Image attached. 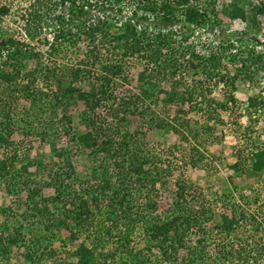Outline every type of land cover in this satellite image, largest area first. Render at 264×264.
<instances>
[{
	"label": "trees",
	"instance_id": "1",
	"mask_svg": "<svg viewBox=\"0 0 264 264\" xmlns=\"http://www.w3.org/2000/svg\"><path fill=\"white\" fill-rule=\"evenodd\" d=\"M23 1L25 3H22L17 17L12 16L13 19L6 24L3 17L9 14L11 1L0 5V148L8 152L0 159V177L11 178L13 184L25 186L31 204L23 216L39 222L42 233L32 236L24 232L22 226H15L14 231H10L6 223L1 225L0 264H10L11 249L15 247L19 250L21 246L27 248L24 256L29 264L43 263V256L56 258L60 250L52 245V237L53 231L61 228L67 232L62 243H71L72 246L58 264H177L180 249H184L185 253L178 264H203L204 237L197 238L194 243L189 239V234L195 229L204 236L205 224L213 222L215 216L213 207L205 203L204 197L191 201L188 198L190 186L182 177L175 180L174 194L167 207L155 212L153 204H157L158 209L159 187L166 185L167 176L178 167L179 160L184 165H199L204 154L198 151L200 141L197 138L203 131L212 130L209 121L220 120L219 109L225 110L230 103L236 102L235 81L239 78L244 83L264 82V43L256 41L261 44V49L255 43L250 50L242 51L241 46H235L231 41H216L201 53L189 39L195 29L209 21L211 15L216 18L219 13L231 20H245L246 27L242 32L252 34L259 30L256 17L264 18V0H244L245 6H249L254 13L250 20L246 18L247 11L240 5V0H229L220 9L216 8L220 0ZM126 8L130 16L124 18ZM111 13L113 20L106 16ZM173 25H178V30L171 27ZM96 39L116 60H99L94 45L89 46L85 57L77 63L53 60L48 63L52 57L59 56L63 48L75 49L81 40L89 45L95 43ZM238 40L243 43L242 38L238 37ZM246 42L244 45L248 46ZM181 53L189 54L186 63L180 61ZM134 56L144 62L137 77L143 95L130 93L118 96L112 90L113 83L116 78L127 80L124 70L126 59ZM226 58L239 62L232 75L221 73L222 62ZM195 62L207 79L215 78L217 81L214 82L224 84L227 90L222 101L207 98L203 92L198 95L193 93V86L195 88L199 83L202 86L204 81L195 79V83L187 84L184 77L186 72L182 71ZM258 73H261L259 78L256 77ZM156 77L169 79L172 85V92L163 91L164 104L181 108L187 105L182 111L184 115L158 110L155 113L145 103L149 79ZM85 78L94 80L88 91L78 86ZM38 79H42V87L37 85ZM179 86L183 90L179 91ZM262 88L261 93L247 97L249 119L258 110L264 112ZM71 94L80 101L81 118L89 127L83 132L73 129L71 116L63 107L57 121L64 124V134L69 137L56 147V141L52 139L54 132L50 130L56 127L54 118L58 109H62L58 107L61 98ZM42 103L46 104L45 129L48 133L38 132L29 123L24 127L13 125L11 112L17 113L15 110L21 108L24 112L31 110L36 114ZM103 103L109 105L107 114L112 118L113 133L108 132L96 117ZM124 111H135L145 124L164 134L177 135L179 142L167 146V154L159 144L150 146L125 126L127 113ZM193 111H202L205 118L198 128L191 122L190 114ZM16 131L25 135L36 134L42 141L48 140V137L52 140L54 155L64 161V169L51 173L46 182L53 187V195L38 198L40 191L27 185V174L14 170V161L18 156L13 138ZM184 143L188 145L187 148L182 146ZM72 144L88 149L94 162L98 159L84 181L76 176L70 161ZM180 149L184 150L180 151L183 156L168 155ZM164 153L166 155L162 158ZM235 157L236 160L229 165L235 171L241 168L260 171L264 168L263 145L253 143L247 153L241 149ZM156 184L158 187L155 191ZM243 202L249 204L250 201L244 199ZM234 211L219 216L217 227L226 237H230L248 218H252L258 228L260 222L254 214L248 216L243 210L238 214ZM122 224L124 227L121 228ZM139 226L145 234L157 240L156 252L152 246L143 251L133 244L132 234ZM102 236L114 241L113 251L98 253ZM239 244L223 249L221 257L235 259L238 264H264L262 243L247 239ZM67 256L74 259L67 260Z\"/></svg>",
	"mask_w": 264,
	"mask_h": 264
},
{
	"label": "rangeland",
	"instance_id": "2",
	"mask_svg": "<svg viewBox=\"0 0 264 264\" xmlns=\"http://www.w3.org/2000/svg\"><path fill=\"white\" fill-rule=\"evenodd\" d=\"M10 1L11 12L3 17L4 24H6L9 19L12 20V16L17 17L20 7L23 6L22 3H25L23 0ZM228 1L229 0H220L219 5L216 8L220 9V6L226 4ZM249 1L250 0H248V2ZM252 1L257 2V0ZM239 2L242 8H246V18L250 20V18L254 16V13L250 10L249 6H245L246 1L240 0ZM112 15L113 13L106 16L113 20ZM123 15H125L124 18L130 16L129 9L127 10L126 8ZM256 21L260 24L259 30L254 31L252 34H244L242 31L246 27L245 20H231L230 18L223 16L221 13H219L216 18L211 15L209 21L204 26L195 29L189 42H193L196 45L197 51L201 53L206 52L205 47L210 46L211 44H216V41L224 43L226 41H231L235 46H241L240 50L242 51L250 50L252 45L257 43L256 41L264 43V18L257 16ZM171 27L178 30V25H173ZM238 37L243 39V43L239 42ZM244 41H247L246 43L248 46L244 45ZM257 44L256 47L261 49V44H259V42ZM86 45L87 42L81 40L78 42L75 49H69L67 47L63 48L59 56L52 57V59L48 60V63L51 62V60L58 61V63L61 61L68 64L77 63V61L85 57L89 46L94 45L97 47L95 51L96 56L100 58L97 57L99 60H104L106 58L113 61L116 60L114 55L110 57V54H107L105 50L106 48L102 47L100 41L97 42V39L95 40V43H90L87 47ZM188 56V53H181L179 59L186 63ZM126 64L124 70L127 80L116 78L112 89L114 94L118 96L130 93L143 95V88L140 87L141 83L138 81L137 77L138 73L144 67V62L140 60L139 57L134 56L126 59ZM238 64L239 62L237 60L231 61L226 58L222 62L221 73L232 75L234 73V67ZM192 65H190L187 70L183 69L182 71L183 73L186 72L184 77L187 84L195 83L193 82L195 79L201 80L200 82L204 81L202 86H200V83L198 86H195V88L193 86V93L198 95L203 92L207 98L213 97L218 101H222L227 90L225 89L224 84L222 82H214L217 81L215 78L211 80L207 79L197 62ZM260 74L261 73H258L256 77L259 78ZM42 82V79H38L37 85L42 87ZM93 82L94 80H88L85 78L78 84V86L83 90L88 91ZM171 86L170 80L164 79L163 77L149 79V84L147 86L148 95L144 96L145 103H147L155 113H157L158 110L161 113L170 112L173 114L176 112L179 116L184 115L182 111L187 108V105H184L181 108L174 104H164L163 99L165 98V93L163 91L172 92L173 89ZM262 87H264V82L261 81L256 83L253 82L252 84L250 82L244 83L239 78L235 81L234 97L236 98V102L234 104L230 103L229 108L225 110L219 109L217 113L220 120L218 122L209 121L208 124L213 127L212 130H210V132L203 131L200 138H197L200 141L198 151H201L204 154L201 162L197 167H192L188 164L184 165V163L179 160L178 167L167 176L166 185L164 187H159L160 202L158 209L157 204H153L156 207L155 212L156 210L162 211V209L167 207L174 194V182L178 177H182L190 186V189L188 190V198L191 201H197L198 198L204 197L205 203L213 207L215 216L213 222L205 224L206 231L204 236H202L201 232H198L195 229L189 234V239L194 243L197 238L204 237L205 249L203 254L205 262L203 264H238L235 259H223L221 257V252H223V249H229L232 247V244L234 247L239 246V243H245L247 239L249 242L256 240V242L264 245V168L260 171L242 170V168L235 171L229 166L236 160L235 155L238 150L243 149L245 150V153H247V151L253 147V143L258 146H264V112L261 113L262 111L258 110V112L252 114V119H249L247 113V97L250 94L261 93V90L263 89ZM177 89L179 91L183 90L182 86H179ZM157 97L159 98L158 101ZM5 100L7 101L6 97ZM61 101L62 102L58 107L62 109H58V114L54 118L56 120V127L54 129H57L50 130L54 132L52 139H55L56 147L67 141V138L69 137V135L64 134V124L60 123V120L57 121L63 113V107L68 115L71 116L73 129L75 128L76 131L83 132L89 127L86 124V121L81 118L80 111L82 110V106L80 101L75 100L74 94L65 95L61 98ZM111 101L112 100H110V102ZM104 103L107 102L105 101ZM104 103L103 107H100L97 110L96 117L101 124L103 123V126L108 132L113 133L115 130H113L114 128L111 126L113 124L112 118L107 114L109 105ZM45 107L46 104L43 105L42 103L39 105L36 114L31 113V110H25L24 112L21 108L18 111L15 110L17 113L11 112L10 115L13 119V125L17 127V124H19L18 127H24L23 125L29 123L34 126L38 132L42 133L46 131L48 133V130L45 129ZM135 111L131 113L124 111V113H127V115L125 114V126L132 133H136L138 139L145 140L150 146H157V144H159L160 149L163 147L165 150L167 149V146H172L173 142H179V140H176L177 135L173 133L164 134L162 131L153 128L149 124H145V121L143 122ZM190 116L191 122L194 123L196 128H198L202 122L204 123L205 118L202 111H193ZM15 121H17L16 124ZM13 138L16 141L14 146L17 149L18 155L14 161V170L17 169L21 173L27 174L29 178L27 185L30 188L39 189L40 191L38 198L53 195V187L48 186L46 182L51 173L64 169L62 168L64 161L54 155L52 149L53 145H51L52 140L48 137V140L42 141L36 134L25 135L20 131H16L15 134H13ZM182 146L186 148L188 147L186 143ZM183 149L175 150L174 154L168 153V155L170 157L172 155L177 157H179V155L183 156V153L180 154V151ZM7 153L8 152H6L5 149L0 148V159L4 158ZM70 153V161L76 176L83 181L84 179L86 180L89 177V172L91 171L93 164H97L98 159L94 162L93 158L89 155L88 149H82L76 144L71 145ZM166 154L164 153L162 158H164ZM195 155H198V153L195 152ZM13 172L14 171L11 173ZM67 181L71 182L69 178H67ZM76 184L79 183L76 182ZM78 187L79 186H77V188ZM157 187L156 184L154 188L155 191L157 190ZM255 197H257V200H254ZM244 199L250 201L249 204H245L243 202ZM223 201L226 205H222ZM30 204L31 201H29V198L27 197V190L23 184H13L11 178L0 177V227L6 223L10 228V231H14L13 229L15 226H22L23 231L27 232L29 235L31 234L34 236L42 233V225H40L39 222L34 221L28 216L25 218L23 216L27 213ZM232 210L236 214L242 210L245 211V215L251 216L254 214L257 217V221L260 222L258 228H256L255 221H253L252 218H248L247 222L241 223V226L238 227L230 237H226L225 234L220 231V228L217 227V223H219V216L221 213L229 215L233 212ZM99 219L101 221L104 220L103 218ZM122 227H124L123 224L121 225V228ZM53 232L54 237H52V245L57 247L60 252L54 259H48L46 256H43V263L40 264L60 263L63 256L67 255L66 251H68V248H71L72 246L71 243H62L67 237L65 229L61 228L54 230ZM132 236L134 237L133 244L136 248L140 247L141 250L145 251L146 249H151L152 246L153 251L156 252L155 245L157 240L150 237L148 234H145L142 231L141 226L134 229ZM114 246L115 243L113 240L107 238V236H102L97 251L98 253L113 251L115 248ZM26 252L27 248L25 246H21L19 250L13 247L10 251V264H29L24 256ZM184 253V249L178 251L179 259L176 261L177 264L181 263V256ZM66 259L72 260L74 258L67 256ZM214 260L218 261L213 263ZM263 260L264 256H262V261Z\"/></svg>",
	"mask_w": 264,
	"mask_h": 264
},
{
	"label": "built area",
	"instance_id": "3",
	"mask_svg": "<svg viewBox=\"0 0 264 264\" xmlns=\"http://www.w3.org/2000/svg\"><path fill=\"white\" fill-rule=\"evenodd\" d=\"M10 0H0V5L2 4H6V2H9ZM11 12V11H10ZM11 17V15H10ZM21 26H19V29H20ZM22 31V30H21Z\"/></svg>",
	"mask_w": 264,
	"mask_h": 264
}]
</instances>
